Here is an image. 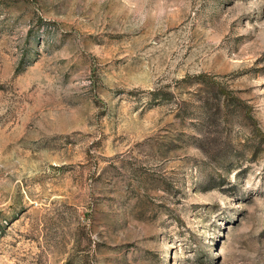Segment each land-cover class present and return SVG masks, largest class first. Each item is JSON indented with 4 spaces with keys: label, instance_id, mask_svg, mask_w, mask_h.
<instances>
[{
    "label": "rangeland",
    "instance_id": "obj_1",
    "mask_svg": "<svg viewBox=\"0 0 264 264\" xmlns=\"http://www.w3.org/2000/svg\"><path fill=\"white\" fill-rule=\"evenodd\" d=\"M0 264H264V0H0Z\"/></svg>",
    "mask_w": 264,
    "mask_h": 264
},
{
    "label": "trees",
    "instance_id": "obj_2",
    "mask_svg": "<svg viewBox=\"0 0 264 264\" xmlns=\"http://www.w3.org/2000/svg\"><path fill=\"white\" fill-rule=\"evenodd\" d=\"M198 76L202 78L200 80L202 84L209 85L210 87L214 88L216 91L225 95L226 98H229L228 92L225 90V88L219 85V83L216 82L213 78L207 77L206 74L203 73L199 74Z\"/></svg>",
    "mask_w": 264,
    "mask_h": 264
}]
</instances>
